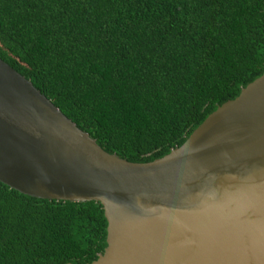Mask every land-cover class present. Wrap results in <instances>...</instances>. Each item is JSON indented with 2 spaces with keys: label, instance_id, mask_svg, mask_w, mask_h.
<instances>
[{
  "label": "trees",
  "instance_id": "16d2710c",
  "mask_svg": "<svg viewBox=\"0 0 264 264\" xmlns=\"http://www.w3.org/2000/svg\"><path fill=\"white\" fill-rule=\"evenodd\" d=\"M0 59L109 154L181 146L264 72V0H0ZM99 203L0 183V264H90Z\"/></svg>",
  "mask_w": 264,
  "mask_h": 264
},
{
  "label": "water",
  "instance_id": "95a60500",
  "mask_svg": "<svg viewBox=\"0 0 264 264\" xmlns=\"http://www.w3.org/2000/svg\"><path fill=\"white\" fill-rule=\"evenodd\" d=\"M0 183L99 203L106 247L90 264H264V72L181 146L133 163L0 59Z\"/></svg>",
  "mask_w": 264,
  "mask_h": 264
}]
</instances>
